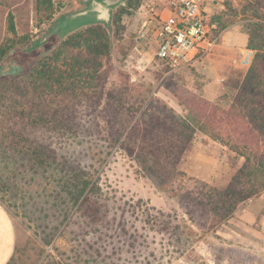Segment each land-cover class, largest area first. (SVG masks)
Listing matches in <instances>:
<instances>
[{"label":"rangeland","instance_id":"rangeland-1","mask_svg":"<svg viewBox=\"0 0 264 264\" xmlns=\"http://www.w3.org/2000/svg\"><path fill=\"white\" fill-rule=\"evenodd\" d=\"M52 1L56 19L81 5L79 0ZM242 4L243 0H221L218 11L212 5V33L219 30V25L224 26L220 34L226 29L227 36L230 30L243 33L251 20L242 18ZM232 11L238 15L230 14ZM9 13L16 36L8 32ZM39 18L36 0H0V45L21 36L39 40L52 24L42 25ZM132 20L137 19L128 11L121 13L116 22V39L113 42L114 33L110 39L113 47L104 64L107 83L102 117L77 123V135L52 132L37 139L61 147L62 152L69 151L71 160H81L80 164L94 174L100 188L92 195L99 201L95 219L85 208L77 210V206L71 208L59 202L51 171L34 174L29 170L27 159L18 152L22 144L17 149L13 147L21 140L6 136L14 117L8 114L6 104L0 107V204L12 217L16 233L9 264H264V241L235 238L234 214L217 228L209 229L208 213L196 208L189 214V208L183 207L178 197L155 186L123 150L110 148L112 140L106 131L113 122L112 112L119 113L117 126L123 128L131 122V115L116 107L120 101L125 100L131 108L143 98L152 99L154 104H165L176 114L187 116L192 112L188 102L202 97V84L216 74L210 64L213 51L193 67L176 73L157 59L152 45L153 49L139 54L134 49L136 34H126ZM221 39L220 36L218 43ZM14 66L4 60L0 76ZM245 71L231 65L219 69L224 77L219 84L228 99H232ZM203 136L196 133L192 141ZM202 184L200 180L184 178L178 179L174 188L181 195L191 192L198 198L204 191Z\"/></svg>","mask_w":264,"mask_h":264},{"label":"trees","instance_id":"trees-1","mask_svg":"<svg viewBox=\"0 0 264 264\" xmlns=\"http://www.w3.org/2000/svg\"><path fill=\"white\" fill-rule=\"evenodd\" d=\"M141 2L127 0L125 6L115 11L113 42L117 17L125 11L135 14ZM225 8L229 12L228 2ZM36 13L40 23L47 27L56 19L52 0H36ZM236 13L230 12L237 16ZM240 14L251 20L244 33L254 56L232 99L227 94L214 102L195 98L188 102L193 113L187 116L176 114L165 104H154L152 99L143 98L137 107L131 108L125 100L120 101L116 107L119 111V107L125 109L131 122L123 128L117 126L119 113L115 110L106 131L112 140L110 148L123 150L155 186L178 197L182 206L189 208V214L196 208L208 213L209 229L217 228L243 202L264 191V0H243ZM7 27L16 36L10 13ZM223 28L219 25V30ZM219 30L213 32L217 34ZM34 42L21 36L0 45V68L6 59L15 65L0 76V107L6 104L8 114L14 117L6 136L21 140L13 147L17 149L22 144L18 152L27 159L32 173L43 170L55 175V197L59 202L71 208L77 206V210L85 208L95 219L99 201L92 195L100 188L94 174L80 164L81 160H71L69 151L62 152L61 147L37 139L52 132L77 135V123L100 118L107 83L104 64L111 55L113 42L101 25L88 26L66 39L52 35L42 47L28 52ZM16 79L20 80L16 83ZM196 133L244 158L228 186L218 189L203 183L204 191L198 198L191 192L181 195L174 188L178 179L191 181L177 165Z\"/></svg>","mask_w":264,"mask_h":264},{"label":"crops","instance_id":"crops-1","mask_svg":"<svg viewBox=\"0 0 264 264\" xmlns=\"http://www.w3.org/2000/svg\"><path fill=\"white\" fill-rule=\"evenodd\" d=\"M155 1L161 4L162 0ZM220 1L213 0L215 11L222 8ZM133 16L137 20L130 21L132 24L128 26L126 34L129 37L136 34L134 49L139 54L147 53V49L153 48L150 47L149 42L139 36L140 20L136 13ZM226 34L227 29L220 34L221 43H218L213 49V56L210 60L211 71L216 73L215 78L202 84V97L209 102L219 99L224 93L223 86L219 84L224 77H221L219 69L230 65L246 71L249 68L232 65V61L239 57L240 51L248 49L246 33H236L230 30L228 36ZM202 139L192 141L188 145V149L185 150L186 153L184 152L185 155L181 159L182 170H180L192 180H200L214 188H224L229 185L233 176L242 167L244 158L208 137L203 136ZM239 207L232 220L236 230L234 237L249 241H264V191L246 200ZM15 245L16 233L12 217L0 204V264L10 263Z\"/></svg>","mask_w":264,"mask_h":264},{"label":"built area","instance_id":"built-area-1","mask_svg":"<svg viewBox=\"0 0 264 264\" xmlns=\"http://www.w3.org/2000/svg\"><path fill=\"white\" fill-rule=\"evenodd\" d=\"M213 0H142L136 9L139 36L155 49V56L171 72L193 67L217 46L220 33H212ZM253 51L244 49L232 65L247 68ZM189 264V263H188Z\"/></svg>","mask_w":264,"mask_h":264},{"label":"water","instance_id":"water-1","mask_svg":"<svg viewBox=\"0 0 264 264\" xmlns=\"http://www.w3.org/2000/svg\"><path fill=\"white\" fill-rule=\"evenodd\" d=\"M79 8L62 14L47 28L45 34L37 40L28 52L42 47L49 37L59 34L61 39L87 28L88 26L101 25L112 40L114 27L113 16L115 11L124 6L127 0H79Z\"/></svg>","mask_w":264,"mask_h":264}]
</instances>
